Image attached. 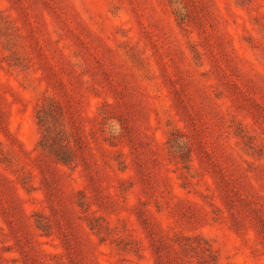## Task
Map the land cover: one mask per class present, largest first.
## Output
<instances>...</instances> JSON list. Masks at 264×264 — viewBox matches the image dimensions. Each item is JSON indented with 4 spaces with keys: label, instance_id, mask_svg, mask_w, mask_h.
Wrapping results in <instances>:
<instances>
[{
    "label": "rangeland",
    "instance_id": "374dc122",
    "mask_svg": "<svg viewBox=\"0 0 264 264\" xmlns=\"http://www.w3.org/2000/svg\"><path fill=\"white\" fill-rule=\"evenodd\" d=\"M0 264H264V0H0Z\"/></svg>",
    "mask_w": 264,
    "mask_h": 264
}]
</instances>
